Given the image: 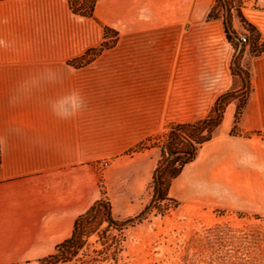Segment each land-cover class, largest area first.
<instances>
[{
  "label": "crops",
  "instance_id": "obj_1",
  "mask_svg": "<svg viewBox=\"0 0 264 264\" xmlns=\"http://www.w3.org/2000/svg\"><path fill=\"white\" fill-rule=\"evenodd\" d=\"M216 6L101 0L94 18H81L67 0H0V264L51 255L80 216L106 202L102 161L208 117L232 90L234 49L224 20H208ZM242 12L264 42V10ZM105 27L118 33L108 40L116 44L78 67L104 43ZM251 83L242 134L232 135L230 104L218 136L172 180L171 198L209 203L247 154L251 180L264 175V53Z\"/></svg>",
  "mask_w": 264,
  "mask_h": 264
},
{
  "label": "rangeland",
  "instance_id": "obj_2",
  "mask_svg": "<svg viewBox=\"0 0 264 264\" xmlns=\"http://www.w3.org/2000/svg\"><path fill=\"white\" fill-rule=\"evenodd\" d=\"M243 8L264 10V0H235L233 3V27L234 23L240 27L237 33L240 40L247 38V43L241 40L247 45L243 64L252 71L255 58L251 54V33L238 16V11L241 9L242 12ZM238 51L234 49L233 63ZM233 104L236 113L237 106ZM246 114L247 109L240 121L238 135L242 134ZM175 132V126L165 128L124 157L99 164L100 197L110 203L111 215L118 223L119 231L110 228L103 216L99 217L90 225L79 255L61 264H240L243 253L264 262V246L257 237L259 234L264 236V175H260L258 181L251 180L249 154L236 167L237 179L231 177L225 188L221 184L220 192L215 193L209 203L188 204L174 200L169 196L173 180L169 177L161 187L159 195L162 194V199L157 198V173L159 175L169 161L184 156L178 154L187 151L186 147L180 146L181 152L170 153L169 145ZM218 133L219 130L216 137ZM177 134L183 135L180 131ZM252 134L256 136L247 132L245 137ZM193 140L197 147V138ZM149 209L151 212L144 220L126 227ZM210 234L220 239L211 240ZM56 248L51 255L55 254ZM40 260L29 264H39Z\"/></svg>",
  "mask_w": 264,
  "mask_h": 264
},
{
  "label": "trees",
  "instance_id": "obj_3",
  "mask_svg": "<svg viewBox=\"0 0 264 264\" xmlns=\"http://www.w3.org/2000/svg\"><path fill=\"white\" fill-rule=\"evenodd\" d=\"M67 1L75 15L81 18H94L96 7L101 0ZM233 3H235V0H227L228 7L230 9L231 30L228 29L226 24V14L225 16L223 15L226 12V8L222 0H217L216 8L213 9L208 16V20H224L228 41L234 49L238 51L240 46L243 45V49L236 60V67L233 65L231 66L233 88L230 92L222 95L218 99L208 117L200 119L195 123L175 126V130H177V132H182L183 135L178 136L177 132L173 134L171 144L169 145V151L172 155H176L177 153L181 152L179 149L180 146L186 147L187 151H185L186 154L184 156H179L172 160L169 165L164 170H161L159 175H157V198L159 197L162 199V194H159L161 192V187L164 186L165 178L169 177L174 179L178 177L182 173L183 169L196 159L201 146L216 137V133L222 125L225 111L228 106L233 103H236L237 107L232 135L237 136L239 134V124L242 117L246 113L248 103L253 93V86L251 83L252 71L243 64V60L247 54V45L241 42L239 35L233 27ZM238 16L244 28L251 33L250 41L252 57L256 58L262 55L264 53V42L261 43L260 32L255 26L250 24L244 18L241 9L238 11ZM104 30V43L100 48L93 49L89 51L83 58L76 60L74 63H76L78 67L83 66L85 62L89 63L94 61L96 57H98L104 51L112 48L116 44V41L115 43H110L108 40L111 38V35H114V37L117 39L118 33L112 31L109 27H105ZM247 87L248 90L245 91ZM194 138H197V147L194 146ZM101 216H103L105 222L109 223L110 228L119 231V225L111 215L110 203L99 202L95 204L86 214L80 216L77 219L71 238L58 245L55 254L41 259L39 264H61L75 259L83 248L84 238L88 234L90 225ZM257 237L259 238V241H261V245L264 246V236L259 234ZM209 239L216 241L220 238L218 239L214 234H210ZM243 239H248V237H244ZM242 255L243 257H241L239 261L240 264H264L262 260H258L256 257H248L246 253H243Z\"/></svg>",
  "mask_w": 264,
  "mask_h": 264
},
{
  "label": "water",
  "instance_id": "obj_4",
  "mask_svg": "<svg viewBox=\"0 0 264 264\" xmlns=\"http://www.w3.org/2000/svg\"><path fill=\"white\" fill-rule=\"evenodd\" d=\"M222 1L224 2V4H225V8H226V24H227V26H228V29L231 30V24H230V9H229V7H228L227 0H222ZM241 49H242V46L240 47V50L238 51V53H237V55H236V59H237V57L239 56ZM236 59H235V61H234V63H233V66H234V67H236ZM247 90H248V87L246 88L245 91H247ZM178 155H185V153H180V154H178ZM171 159H172V158H171ZM169 162H170V161H169ZM169 162L164 166V168H166V167L168 166ZM157 175H158V173H157ZM150 212H151V209H149L148 212H146L142 217L138 218L136 221H133V222L128 223V224L126 225V227L131 226V225H133V224H135V223H139V222H141L142 220L145 219V217H147V216L150 214Z\"/></svg>",
  "mask_w": 264,
  "mask_h": 264
},
{
  "label": "built area",
  "instance_id": "obj_5",
  "mask_svg": "<svg viewBox=\"0 0 264 264\" xmlns=\"http://www.w3.org/2000/svg\"><path fill=\"white\" fill-rule=\"evenodd\" d=\"M241 40H242L243 43H247V38L246 37H242ZM106 166H108V163H106Z\"/></svg>",
  "mask_w": 264,
  "mask_h": 264
}]
</instances>
